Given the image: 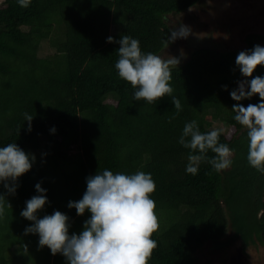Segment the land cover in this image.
<instances>
[{"label":"trees","instance_id":"trees-1","mask_svg":"<svg viewBox=\"0 0 264 264\" xmlns=\"http://www.w3.org/2000/svg\"><path fill=\"white\" fill-rule=\"evenodd\" d=\"M198 1L31 0L27 8L17 0L0 3V147L16 143L36 157L14 195L0 183L11 205L0 219V264H66L61 254L38 247V234H24L33 222L20 213L40 183L48 203L37 217L60 211L69 217V234H79L90 213L78 216L68 202L82 198L86 177L104 170L143 171L155 181L151 198L160 229L152 237L157 248L149 264H199L196 253L206 244H236L242 251L264 246V175L247 162L246 130L234 120L238 102L230 97L245 79L236 56L264 46V34L246 35L243 49H193L172 69L179 114L168 96L155 104L134 100L135 90L115 69L120 45L107 42L128 35L143 52L159 54L170 36L166 16ZM255 76L264 77V66ZM259 102L253 96L239 103ZM25 113L33 116L30 132ZM192 120L202 133L223 124L220 142L235 149L231 168L217 173L202 162L196 175L186 173L190 150L178 140Z\"/></svg>","mask_w":264,"mask_h":264},{"label":"clouds","instance_id":"clouds-1","mask_svg":"<svg viewBox=\"0 0 264 264\" xmlns=\"http://www.w3.org/2000/svg\"><path fill=\"white\" fill-rule=\"evenodd\" d=\"M17 3L27 8L31 0H17ZM170 33L163 41L166 47L177 39H187L191 28L180 24ZM107 42L120 45L115 69L119 78L135 90L134 100L155 104L168 96L177 114L182 111L181 102L173 96L170 86L172 69L178 68L179 57L169 55L164 59L152 52H143L140 41L128 35H123L119 41L109 36ZM235 64L245 79L238 81L237 88L230 92L231 99L238 102L231 111L235 113L234 120L246 130L249 166L264 175V77H253L257 67L264 66V46L255 45L239 52ZM253 96H258L260 102L247 107L239 103ZM32 119L33 116L25 113L29 132ZM51 131L54 133L55 128ZM221 131L213 129L202 133L196 120L184 125L178 143L190 150L186 173L196 175L202 162L210 164L217 173L232 167L235 149L220 142ZM209 151L214 153L211 158L207 155ZM35 159L34 154L26 153L16 143L0 147V183L7 194H15L18 178L31 170ZM86 185L82 198L69 201L67 205L69 209L74 208L78 216H83L86 210L90 213L79 234H69V217L60 211L37 217L38 211L48 203L46 189L40 183L35 185L38 194L26 201V208L20 213L33 222L25 228L24 234H38V247L46 246L53 256L61 254L66 264H149L157 248V241L152 237L160 229L156 202L151 198L156 190L151 174L143 171L114 174L104 170L86 177ZM6 208L11 205L6 196L0 194V219L4 218ZM24 250L27 252L26 245Z\"/></svg>","mask_w":264,"mask_h":264},{"label":"rangeland","instance_id":"rangeland-1","mask_svg":"<svg viewBox=\"0 0 264 264\" xmlns=\"http://www.w3.org/2000/svg\"><path fill=\"white\" fill-rule=\"evenodd\" d=\"M263 9L264 0H199L181 13L166 16L170 30L183 24L191 28V34L187 39H177L168 47L165 46L157 55L164 59H168L169 55L179 57V64H182L197 47L221 51L243 49L246 47V35L264 34ZM42 52L39 51V54L42 55ZM216 129L223 130V124L217 122ZM196 256L199 264L222 260L234 264H264V246L249 247L242 251L236 244H228L221 249L206 244Z\"/></svg>","mask_w":264,"mask_h":264}]
</instances>
